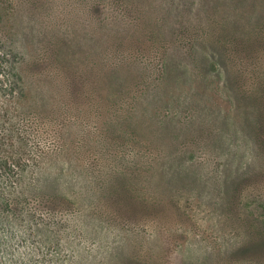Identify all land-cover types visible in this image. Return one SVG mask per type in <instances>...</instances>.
Segmentation results:
<instances>
[{"label": "rangeland", "instance_id": "obj_1", "mask_svg": "<svg viewBox=\"0 0 264 264\" xmlns=\"http://www.w3.org/2000/svg\"><path fill=\"white\" fill-rule=\"evenodd\" d=\"M0 264H264V0H0Z\"/></svg>", "mask_w": 264, "mask_h": 264}, {"label": "trees", "instance_id": "obj_2", "mask_svg": "<svg viewBox=\"0 0 264 264\" xmlns=\"http://www.w3.org/2000/svg\"><path fill=\"white\" fill-rule=\"evenodd\" d=\"M54 48V45H50L49 46V49H53ZM25 58H27V57H25ZM44 58V57H43ZM16 59V58H15ZM27 60V59H26ZM26 60H21V68H23V67H32L33 66V61L32 62H29V61H27L26 62ZM15 63V62H14ZM18 63V61H16V64H19ZM45 63V65L46 66H53V67H60V68H62L63 69V71L65 70V80H66V82L68 83V81L70 82V84H71V86L73 85V82H76L77 80H74V78H75V75H76V72H73L75 69H72V66H74V63H73V60H68L66 57H65V55H62V54H60V53H56V54H49L48 53V56L47 57H45V59H41L40 60V63H39V65L40 64H44ZM13 66L14 67H16V65H14L13 64ZM50 68V67H49ZM68 80V81H67ZM69 84V85H70ZM32 96V97H31ZM31 96H29L28 95V97L30 98V99H35V96H36V94H32L31 93ZM34 97V98H33ZM47 98V96L45 95V96H43V98Z\"/></svg>", "mask_w": 264, "mask_h": 264}, {"label": "bare ground", "instance_id": "obj_3", "mask_svg": "<svg viewBox=\"0 0 264 264\" xmlns=\"http://www.w3.org/2000/svg\"><path fill=\"white\" fill-rule=\"evenodd\" d=\"M130 73V72H129ZM131 80V79H130ZM144 81V80H143ZM150 81V80H149ZM137 82V81H136ZM139 82V81H138ZM146 81H144V83H145ZM140 83V82H139ZM159 85V84H158ZM148 87V86H147ZM160 87H158V89H159ZM163 89V88H162ZM152 91V90H151ZM162 92V91H161ZM160 92V93H161ZM152 94V93H151ZM163 94V93H162ZM156 95H158V94H156ZM160 95V94H159ZM149 96V95H148ZM149 103V102H148ZM152 106V105H151ZM154 106V105H153ZM152 108V107H151ZM136 110V109H135ZM137 114V113H136ZM137 117V116H136ZM142 118V117H141ZM137 120V119H136ZM131 123V122H130ZM143 124V123H142ZM172 130V129H171ZM132 132V131H131ZM164 133V132H163ZM106 174V173H105ZM108 190V189H107Z\"/></svg>", "mask_w": 264, "mask_h": 264}]
</instances>
